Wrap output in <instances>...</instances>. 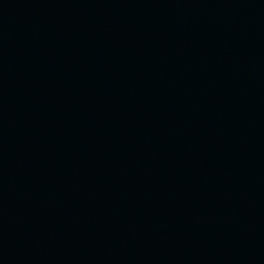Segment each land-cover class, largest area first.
Segmentation results:
<instances>
[{
	"label": "water",
	"instance_id": "water-1",
	"mask_svg": "<svg viewBox=\"0 0 264 264\" xmlns=\"http://www.w3.org/2000/svg\"><path fill=\"white\" fill-rule=\"evenodd\" d=\"M0 264H264V0H0Z\"/></svg>",
	"mask_w": 264,
	"mask_h": 264
}]
</instances>
